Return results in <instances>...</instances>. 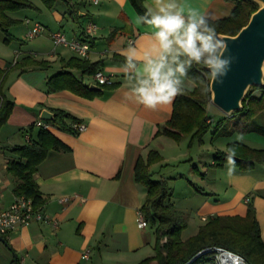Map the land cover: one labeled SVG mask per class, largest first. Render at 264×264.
Wrapping results in <instances>:
<instances>
[{
    "label": "crops",
    "instance_id": "obj_1",
    "mask_svg": "<svg viewBox=\"0 0 264 264\" xmlns=\"http://www.w3.org/2000/svg\"><path fill=\"white\" fill-rule=\"evenodd\" d=\"M31 1L45 19H39L33 7L9 12L20 22L11 28L16 39L8 45L0 28V66L10 69L5 91L15 101L7 123L0 128L2 204L9 205L17 195L14 190L17 179L7 167L9 158L16 156L12 148L28 141L24 128L45 120L41 117L43 109L63 108L79 117L86 128L73 134L50 125L49 128L69 148L51 150L39 164L35 180L45 198L41 207L58 220L59 225L54 227L48 222L33 221L6 234L5 239L0 240V264H139L153 255L157 239L155 227L150 223L140 227L137 221L147 189L135 178L139 156L146 157L151 150L161 153V166L173 164L175 169L183 159L193 161L192 187L188 190L192 204L181 210H194L201 217L202 225L205 223L203 216L244 215L251 200L264 240V162L256 163L247 171L230 166L229 162L219 167L214 165L216 151L226 149L228 142L240 141L264 148V135L248 132L241 134L243 139L239 140L235 133H227L230 126L226 125L216 132L210 145H206V134L203 142L198 143L200 152L196 150L193 154L189 135L177 141L165 134H157L170 119L176 96L170 104L152 110L125 95L134 84L124 72L125 51L130 44L135 47L141 58L138 66H142L144 53L156 43L153 36L156 29L141 22L131 1L101 0L95 4L91 0H76L80 16L70 14L63 1L48 9L38 0ZM176 2L185 15L189 10H197L210 18L227 16L234 7L229 0ZM145 5L147 9L157 8L156 0H145ZM27 18L45 23L48 29L34 46L23 48L20 41L27 38ZM90 21L97 23L98 29L91 36L92 49L88 59L102 60V69L113 76L115 85L92 98L68 89L49 92L48 79L64 69L72 70L89 85L95 83L93 75L86 80L88 74L83 75L81 70L63 67V60L80 56L69 46H54L51 37V33L59 29L70 38L84 37ZM113 31H116L115 35L109 38ZM27 55L48 60L49 65L29 66L24 70L15 68L14 64ZM183 79L186 89L194 88L191 79L187 76ZM212 114L218 119L215 115L218 113ZM37 132L38 127L33 136ZM203 148L205 156L201 152ZM229 167L233 168L231 175ZM161 178L167 179L162 170ZM65 196L68 200L61 201ZM86 250H89L88 257L84 256ZM152 264H157V260Z\"/></svg>",
    "mask_w": 264,
    "mask_h": 264
},
{
    "label": "trees",
    "instance_id": "obj_2",
    "mask_svg": "<svg viewBox=\"0 0 264 264\" xmlns=\"http://www.w3.org/2000/svg\"><path fill=\"white\" fill-rule=\"evenodd\" d=\"M52 8L58 1H63L68 6L70 14L79 15L76 0H42ZM139 15L142 17L147 12L145 0H130ZM234 3L231 13L227 16L212 20L218 34L235 35L248 23L259 3L256 0H229ZM37 8L31 0H0V28L5 33L4 41L10 43L15 36L11 28L20 22L12 17L9 12L23 8ZM113 31L109 38L115 35ZM88 36L87 34L85 37ZM90 37V36H89ZM92 42V39H91ZM64 68H76L83 75H94L103 67V61H91L88 58L72 56L62 61ZM49 61L25 56L20 62L14 64L15 68L24 70L29 66H45ZM10 69L0 66V128L3 127L15 106L5 91ZM208 69L203 65L193 63L188 69L187 77L195 86L176 95L173 102V111L170 119L157 134H165L177 141L185 135L190 136L189 146L202 143L204 136L214 127V134L222 127L228 126L229 134L239 132H258L264 135V86H251L243 100L240 110L231 115L223 114L214 119L209 111L212 92L204 94L202 88L211 82L207 79ZM100 89L90 88L83 78L78 77L72 70L64 69L52 75L47 81L49 92L68 89L81 96L92 98L102 93L104 89L111 88L112 84H99ZM255 90L259 94L254 93ZM55 113L52 120H45L50 125L63 131L78 134L74 127L75 121L80 118L71 112L59 108H50ZM38 127L36 136L34 129ZM29 133L27 142L12 148L15 157L8 160V170L16 177L15 193L26 194L33 197L35 205H44L43 197L35 180V172L39 164L45 160L51 150H66L69 148L49 127L37 126L36 122L23 129ZM235 149V166L242 171L252 169L256 163L264 162V148L252 147L240 141H230L226 149H218L215 153L214 165L219 167L228 162V149ZM162 155L157 150H151L146 157L139 156L135 166L137 182L147 189L145 201L141 207L149 223L155 227L156 245L155 253L141 260L139 264H215L214 252L208 251L196 257L203 249L211 246H220L235 251L245 257L249 264H264V240L261 236L260 223L253 201L248 202L247 211L241 214H214L200 225L197 232L183 239L182 232L188 225V217L173 201V192L168 180L154 177L152 165L162 160ZM5 237V235H4ZM166 238V240H164ZM164 240V241H163ZM18 264V263H17Z\"/></svg>",
    "mask_w": 264,
    "mask_h": 264
},
{
    "label": "clouds",
    "instance_id": "obj_3",
    "mask_svg": "<svg viewBox=\"0 0 264 264\" xmlns=\"http://www.w3.org/2000/svg\"><path fill=\"white\" fill-rule=\"evenodd\" d=\"M95 2V0H94ZM157 8H148L141 22L156 29L153 36L156 43L143 56L131 44L125 51L124 72L134 81L125 95L145 108L155 110L159 105L170 104L174 97L185 90V78L193 63L208 69L210 82H222L230 70L233 58L226 55L227 42L217 33L207 14L197 10L184 9L176 0H156ZM87 46H85L86 49ZM264 71V66H262ZM211 85H205L202 92H210ZM242 140V136H237ZM235 149H228V162L235 164ZM233 171L229 167V175Z\"/></svg>",
    "mask_w": 264,
    "mask_h": 264
},
{
    "label": "built area",
    "instance_id": "obj_4",
    "mask_svg": "<svg viewBox=\"0 0 264 264\" xmlns=\"http://www.w3.org/2000/svg\"><path fill=\"white\" fill-rule=\"evenodd\" d=\"M93 3L98 4L101 0H91ZM28 25V31L26 33L27 38H34L41 35L47 30V26L37 20L27 18L25 21ZM98 29V24L94 21H90L86 26V33L88 36L70 38L67 34L59 29L51 33L52 41L54 46H69L76 51L77 55L82 58H88L92 49L91 36ZM90 36V37H89ZM85 46L86 49H85ZM96 84H112L114 83L113 76L107 74L103 69H99L94 75ZM37 126L50 127V124L45 120H38ZM74 127L79 131H83L86 128V124L82 121H75ZM26 137L29 138V133H26ZM61 201L68 200V197H62ZM249 201V197L246 199ZM206 221L207 216H203ZM33 221H43L51 223L54 227H58V220L50 217L44 210L43 207H37L34 199L26 194H17L14 200L9 205H3L0 199V235L4 236L18 228L29 225ZM138 225L145 227L149 224V221L142 209H139L137 215ZM166 240V238L164 239ZM163 240V241H164ZM212 251L214 252L213 258L215 264H249L245 257L235 251L229 250L220 246H211L203 249L200 254ZM84 256H89V250L84 252ZM211 264V263H204Z\"/></svg>",
    "mask_w": 264,
    "mask_h": 264
},
{
    "label": "water",
    "instance_id": "obj_5",
    "mask_svg": "<svg viewBox=\"0 0 264 264\" xmlns=\"http://www.w3.org/2000/svg\"><path fill=\"white\" fill-rule=\"evenodd\" d=\"M258 9L253 12L248 23L237 34H220L227 42L228 52L233 58L230 70L222 82H211V102L226 115L240 110L251 86H264V0H256ZM90 88L100 89L92 83ZM45 120H52L55 113L47 108L41 112ZM0 235V240H4ZM200 255L198 253L196 257Z\"/></svg>",
    "mask_w": 264,
    "mask_h": 264
},
{
    "label": "rangeland",
    "instance_id": "obj_6",
    "mask_svg": "<svg viewBox=\"0 0 264 264\" xmlns=\"http://www.w3.org/2000/svg\"><path fill=\"white\" fill-rule=\"evenodd\" d=\"M38 1H40V3H43L42 0H38ZM60 3H62V2L59 1L57 4H60ZM47 9H48V7H47ZM32 10L35 11V13L39 17V19H41V20L45 19L44 15H40L38 9L33 8ZM46 13H48V12H46ZM40 37L41 36L38 35V36H36L34 38H31V39L30 38H26V40L24 42L20 41V43H22L21 45H22L23 48H29V47L34 46L39 41ZM15 39H13V40H15ZM7 45H8V43H7ZM9 49H11V47H9ZM85 79L89 80L90 76L89 75H85ZM254 93L259 94V91L255 90ZM209 111H210L211 114L214 113V112L218 113V114H215L216 117H218V118L220 117V115L225 114L223 111H221L212 102H211V104L209 106ZM228 126H230V124ZM212 129H214V127H212ZM241 134L245 135V133L235 132V135L241 136ZM186 136H188V135H186ZM214 136H215V134L213 132H211V131L207 133V135H206V145H210L211 140H212V138ZM218 138H219V136L215 137L216 142H217ZM193 145L190 146L192 151H193V154H195L196 150L198 152H200V149H201L200 146H199L200 144L196 143L194 146ZM205 151L206 150L204 148H203V150H201V152L204 154V156L206 155ZM186 161H188V163H185ZM192 162L193 161L191 159H188V160L183 159V163H178V166L175 169L173 168L174 167L173 164H166L165 166H161V162H157L158 164H155V165H153L151 167V169L153 171H155V173L153 175L154 177L161 178V170H162V173L168 179V183H169L170 187L172 188V190H174L172 199L175 202V205L178 206L177 207L178 209L186 208L188 205L192 204L191 196L188 194L189 188L192 187V183L190 181L193 178L192 170H193L194 167H193V163ZM172 174H174L175 177H170ZM184 212L186 213V215L188 217V225L183 230L182 237H183V239H186V238L190 237L191 235H193V234H195L197 232L200 223H202L203 221L201 220V217H199L194 212V210H192V209L186 210Z\"/></svg>",
    "mask_w": 264,
    "mask_h": 264
}]
</instances>
